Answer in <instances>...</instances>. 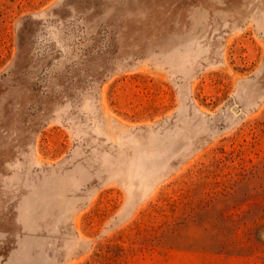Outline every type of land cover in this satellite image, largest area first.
Returning a JSON list of instances; mask_svg holds the SVG:
<instances>
[{
    "label": "rangeland",
    "instance_id": "rangeland-1",
    "mask_svg": "<svg viewBox=\"0 0 264 264\" xmlns=\"http://www.w3.org/2000/svg\"><path fill=\"white\" fill-rule=\"evenodd\" d=\"M0 264H264V0H0Z\"/></svg>",
    "mask_w": 264,
    "mask_h": 264
}]
</instances>
